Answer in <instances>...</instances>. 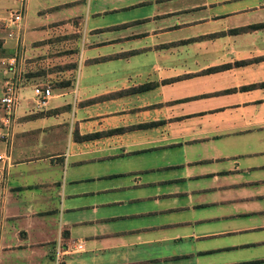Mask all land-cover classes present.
Returning a JSON list of instances; mask_svg holds the SVG:
<instances>
[{"label": "crops", "instance_id": "0c3cea01", "mask_svg": "<svg viewBox=\"0 0 264 264\" xmlns=\"http://www.w3.org/2000/svg\"><path fill=\"white\" fill-rule=\"evenodd\" d=\"M17 5L0 0V95L20 74L0 121V264H141L131 249L169 243L165 264H264V24L247 28L264 0H25L9 25ZM142 197L161 223L117 228Z\"/></svg>", "mask_w": 264, "mask_h": 264}, {"label": "rangeland", "instance_id": "374dc122", "mask_svg": "<svg viewBox=\"0 0 264 264\" xmlns=\"http://www.w3.org/2000/svg\"><path fill=\"white\" fill-rule=\"evenodd\" d=\"M31 14V12H29ZM11 14V13H10ZM10 14L6 17L8 18ZM44 19V18H43ZM7 21V19H5ZM12 69V68H11ZM11 74L9 75V79L11 76H20V74H13V70H11ZM16 74V75H15ZM20 82V81H19ZM20 86V85H19ZM20 89V87H19ZM33 88L31 87L29 89V93L33 94ZM26 89H23L25 91ZM19 92V91H18ZM128 190L130 191H136L137 194H144L146 192L145 188H137V187H127ZM122 195V194H120ZM138 203H145L144 205V211L142 213H137V214H130V215H124L118 219L115 220L117 223H123L127 224L128 226H116L117 228L120 227H127L128 229H134L137 227H144V226H149V225H155V224H160L161 219H163L162 213L161 212H155L153 210L149 211L151 206H152V200L151 198L148 197H142L140 199H136ZM136 208L132 201H129L128 203H122L120 205H116V210L120 212L124 211H134ZM139 211V209L137 210ZM175 228H172L170 230L173 231ZM173 250V244H152V245H140L135 247L134 249H131L130 255L136 254V257L139 256H146V260H144L141 264H165L166 261L169 259H164L163 256L166 255L167 253L171 252ZM123 250L122 249H117L116 253L120 254ZM120 257V262H115L114 264H127L126 261Z\"/></svg>", "mask_w": 264, "mask_h": 264}, {"label": "built area", "instance_id": "2783aa9c", "mask_svg": "<svg viewBox=\"0 0 264 264\" xmlns=\"http://www.w3.org/2000/svg\"><path fill=\"white\" fill-rule=\"evenodd\" d=\"M18 2V5L11 10L10 16L7 18V22L9 25L17 26L23 17V11H24V3L25 0H15ZM20 76H11V78L6 79L2 93L0 95V103L3 108V114L0 121L4 123L6 126L10 122V118L13 114L14 107L17 103L18 99V91H19V85H20ZM33 104L35 108L41 109L44 108L52 96L53 92L51 89V86L49 84H35L33 87ZM1 156V155H0ZM79 245L78 247H80ZM60 250H56V258L59 257Z\"/></svg>", "mask_w": 264, "mask_h": 264}, {"label": "trees", "instance_id": "16d2710c", "mask_svg": "<svg viewBox=\"0 0 264 264\" xmlns=\"http://www.w3.org/2000/svg\"><path fill=\"white\" fill-rule=\"evenodd\" d=\"M263 24L264 23L253 24V25H249L247 28H251V27L259 26V25H263ZM244 28H246V27H244ZM239 29H243V27L239 28ZM73 63L74 62H68L67 64L68 65H73ZM72 78H73V76H70V77H67V78H62L61 80H56V82L53 85H58V84L68 85V84L71 83ZM149 85H150V83H143V84H138V85H135V86H129L127 88H122L120 90L104 93V94H101L99 96H94L92 98H89L87 100V102H92V101H95V100L100 99V98L109 97V96H113V95H117V94L131 93V92H134V91H141V90L145 89L146 87H148ZM151 123H154V122H151ZM151 123L149 122V124H151Z\"/></svg>", "mask_w": 264, "mask_h": 264}]
</instances>
